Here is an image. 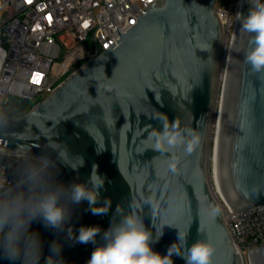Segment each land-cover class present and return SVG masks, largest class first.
Returning <instances> with one entry per match:
<instances>
[{"label":"water","instance_id":"1","mask_svg":"<svg viewBox=\"0 0 264 264\" xmlns=\"http://www.w3.org/2000/svg\"><path fill=\"white\" fill-rule=\"evenodd\" d=\"M215 4L155 0L127 33L117 28V42L23 116L0 114V152L43 160L40 190L84 183L93 164L106 177L93 207L110 208L107 214L93 215L86 201L71 205L62 195L74 234L82 225L107 230L112 220L119 221L113 216L119 204L125 213L136 212L154 234L164 227V235L152 245L162 255L177 242L179 231L187 234L188 246L210 240L216 248L213 264H242L222 211L214 218L209 214L211 207H219L208 156L224 37ZM248 8L246 3L244 15ZM250 41L240 21L231 49L219 151V187L235 212L264 204V74L253 73L245 62ZM163 116L177 120L186 137L189 129L200 134L193 153L185 154L179 145L172 153L155 148L152 133L162 128ZM58 145L67 146L63 160ZM171 155L180 161L176 173L167 169ZM27 187L22 182L0 199ZM31 230L43 244L40 264H45L53 241L62 245L61 264H87L95 247L76 243L66 230L58 233L41 222H34ZM178 247L186 254L183 242ZM250 254L252 264H264V245ZM173 260L185 264L179 256ZM0 264L8 261L0 258Z\"/></svg>","mask_w":264,"mask_h":264},{"label":"built area","instance_id":"2","mask_svg":"<svg viewBox=\"0 0 264 264\" xmlns=\"http://www.w3.org/2000/svg\"><path fill=\"white\" fill-rule=\"evenodd\" d=\"M155 0H0V114L11 99L29 109L117 42L138 23ZM246 0H216L223 27V54L231 52ZM31 102H33L31 104ZM9 115V114H7ZM13 116V115H11ZM41 159L0 152V196L41 171ZM211 188L242 264H252L251 250L264 245V204L235 212L219 185Z\"/></svg>","mask_w":264,"mask_h":264},{"label":"clouds","instance_id":"3","mask_svg":"<svg viewBox=\"0 0 264 264\" xmlns=\"http://www.w3.org/2000/svg\"><path fill=\"white\" fill-rule=\"evenodd\" d=\"M249 5L246 15L237 13L241 21V29L251 37V47L245 53V62L253 73L264 74V0H246ZM7 53L0 49V63L6 59ZM162 128L152 133L155 148L160 152L172 153L176 146H183L185 154H191L199 146L201 137L189 129L186 137L180 132L177 120L168 121L161 118ZM56 151L63 160L67 152L66 145H58ZM40 159V158H37ZM81 167L84 166L83 157ZM179 159L171 155L167 160V169L173 173L178 171ZM99 166L93 164L88 181L84 183H58L53 187L40 190L42 177L38 169L29 171L23 183L27 189L15 191L7 199H0V258L8 264H40L43 244L40 234L31 230L34 222H41L45 228L56 232H65L69 239L80 244L95 245L87 264H174L173 256L184 259L185 264H213L215 245L207 239H198L191 246L187 245V234L178 231L177 242L171 244L167 253L162 255L153 250L152 245L158 243L164 235L163 228L155 234L145 226L144 220L129 210L127 213L118 204L113 220L107 230L100 226L82 225L78 235L74 234L69 225L71 210L61 203L62 195L66 194L71 205L87 202L93 215L107 214L110 208L98 211L93 207L98 202L100 190L104 188L106 177L102 176ZM219 207H211L209 214L214 218L219 215ZM67 226V227H66ZM168 226V225H164ZM100 237V242L97 237ZM183 242L186 254L181 255L178 243ZM62 245L53 241L49 245V256L45 264L60 261Z\"/></svg>","mask_w":264,"mask_h":264},{"label":"bare ground","instance_id":"4","mask_svg":"<svg viewBox=\"0 0 264 264\" xmlns=\"http://www.w3.org/2000/svg\"><path fill=\"white\" fill-rule=\"evenodd\" d=\"M226 55L228 59L226 60L224 65L221 63V68L219 72V79H218L219 92L217 91L213 120L209 134L208 170L211 181L216 185H219L220 139H221L222 122H223V107L226 97L227 79H228L230 61H231V52H228ZM219 83H220V87H219Z\"/></svg>","mask_w":264,"mask_h":264},{"label":"trees","instance_id":"5","mask_svg":"<svg viewBox=\"0 0 264 264\" xmlns=\"http://www.w3.org/2000/svg\"><path fill=\"white\" fill-rule=\"evenodd\" d=\"M29 103L23 99H15L9 102L5 108V112L16 117L23 116L29 110Z\"/></svg>","mask_w":264,"mask_h":264},{"label":"rangeland","instance_id":"6","mask_svg":"<svg viewBox=\"0 0 264 264\" xmlns=\"http://www.w3.org/2000/svg\"><path fill=\"white\" fill-rule=\"evenodd\" d=\"M3 15H4V11H0V20L2 19ZM227 59H228L227 55L224 56V54H223V58H222V64L223 65L225 64V62H226ZM220 83H221V81H220ZM220 83H219V87H220ZM218 92H219V90H218ZM11 100H15V99H11ZM32 103L33 102H31V104Z\"/></svg>","mask_w":264,"mask_h":264}]
</instances>
